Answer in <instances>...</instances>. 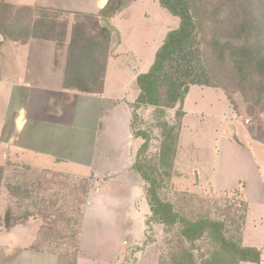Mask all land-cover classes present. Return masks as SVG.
Instances as JSON below:
<instances>
[{
	"label": "rangeland",
	"instance_id": "374dc122",
	"mask_svg": "<svg viewBox=\"0 0 264 264\" xmlns=\"http://www.w3.org/2000/svg\"><path fill=\"white\" fill-rule=\"evenodd\" d=\"M6 2L14 7L36 6V0H6ZM74 20L73 15L62 12L58 14V21L66 22L68 28ZM108 23L118 32L117 35L109 29L112 32L111 47H114L118 56L107 61L104 96L108 99L106 101L108 107H105V111L110 110V107L114 105V102H110L112 97L124 96L125 98L126 96L131 97L132 94L138 95L139 90L134 72L141 74L149 69L166 33L178 25V19L161 8L158 0H135ZM127 67L132 70L130 71ZM199 68L203 69L200 72L206 73L210 83L215 87H202L210 90L191 87L184 111L177 110L178 103L174 109L164 108L163 114L158 113L153 107H144L139 110L134 129H141L150 137L145 161L149 167H155L157 164L161 139L157 125L161 123L180 125L173 168L170 176H163L161 179L162 195L174 203L179 212L189 218L195 217L198 213L207 212L212 218L224 221L228 219L226 222L233 221L235 225L237 223L240 225L245 213L246 244L258 248L263 247L264 204L250 205L247 208L248 203L244 199L242 189L238 188L232 192L217 191L211 181L216 166L219 164L220 169V162L225 158L221 156L224 153L221 139L224 137L239 143L241 140L253 153L254 161L264 177V145L250 141L243 127L233 119L236 115L248 120L253 135L264 142V112L260 111V108L249 112V104L240 92H237L236 84L233 80L223 76V73L205 69L203 63L199 64ZM214 73H219L217 78ZM218 85L225 87V91L218 88ZM227 97L229 100L232 99V106L227 101ZM105 117L106 115L103 118ZM230 126L236 128L237 137L233 139H231ZM136 143L139 146L141 139H138ZM107 164L109 167L117 168L124 163L110 161ZM58 169L80 172L84 175L89 173L88 168L78 169L74 165L61 164ZM22 173L25 174L12 171V176L6 184L8 205H10L8 212L15 213L17 208V212L27 214L38 212L44 217L47 212H55V203L64 208L67 205L65 201L82 199L83 190L73 189L75 180L71 178L62 175L60 177L46 175L39 180L28 173V176ZM241 174V170L237 169L230 175L239 176ZM113 177L112 182L105 184L106 190L126 183L123 176ZM32 178L35 182H32ZM144 187H146L145 184ZM42 194L47 195L48 198L45 195L41 196ZM81 206L79 202H76L72 219L79 218L78 208ZM61 221L62 219L59 222ZM63 222L67 227V219ZM70 228L71 230L68 229L63 236L55 238L52 244L41 241L42 248H53L55 253L61 255L58 264H172V256H178L184 252L192 253L198 263L214 249L206 238L195 243L191 248L179 235L177 226L167 228L162 224H148V222L142 230L135 234L133 240L128 236L126 227L105 220L96 222L89 212L84 222L81 253L76 256L78 243L73 231L78 228L75 224H71ZM5 229V219L0 217V241L3 238V241H12L16 244L17 241L19 242L16 236L25 234L22 228H16L11 231L10 236L4 237ZM48 242L51 243V240ZM44 264L55 263L49 261ZM262 264H264L263 260Z\"/></svg>",
	"mask_w": 264,
	"mask_h": 264
},
{
	"label": "trees",
	"instance_id": "16d2710c",
	"mask_svg": "<svg viewBox=\"0 0 264 264\" xmlns=\"http://www.w3.org/2000/svg\"><path fill=\"white\" fill-rule=\"evenodd\" d=\"M134 1L107 0L95 16L74 13L75 20L68 28L66 22L58 21L60 11L13 7L0 0V36L18 42L31 38L49 40L62 46L69 32L63 89L98 95L102 92L106 65L111 56L112 33L102 27L100 21L109 22ZM158 3L178 19V25L166 33L149 69L137 74L139 94L130 105L132 134L141 139L132 168L146 186L145 195L150 206L147 222L167 228L177 226L179 235L191 248L204 238L214 247L198 263L192 253L184 252L172 256V264H262V251L242 244L245 213L240 225L226 222L228 219L212 218L207 212L189 218L162 195L161 179L170 176L173 168L180 125H157L161 139L155 167H149L145 161L149 135L141 129L135 130L134 126L139 110L144 107L156 108L160 114L164 113V108L174 109L185 87L214 88L207 74L200 72L203 70L199 68L200 63L205 69L223 73V76L233 80L237 92L249 104V112L255 108L264 112V0H158ZM219 73H214L215 78ZM218 88L225 91L221 85ZM28 170L18 167L16 172H24L26 175L22 174L28 176ZM44 177L42 175L37 179ZM31 180L35 182L34 178ZM86 187L83 180L74 182L73 189L83 190L82 199L65 201L67 205L64 208L55 203V212L41 216L44 223L40 232L53 239L51 243L68 229L71 230V224L78 228L80 214L77 220L72 219L73 207L76 202L79 205L83 203ZM45 197L48 198L47 195ZM15 210V213L7 210L5 220L8 228L39 214ZM65 219L67 227L63 222ZM77 233L78 229H75L73 235L77 237Z\"/></svg>",
	"mask_w": 264,
	"mask_h": 264
},
{
	"label": "crops",
	"instance_id": "0c3cea01",
	"mask_svg": "<svg viewBox=\"0 0 264 264\" xmlns=\"http://www.w3.org/2000/svg\"><path fill=\"white\" fill-rule=\"evenodd\" d=\"M106 2L107 0H36V6L31 8L95 16ZM66 39L65 44L58 46L49 40L31 38L18 42L0 36V217L6 219L10 206L6 184L12 171L16 172L18 167L29 168L28 175L34 177L62 175L78 183L83 180L86 182L87 194L80 204L81 208L79 207L77 256L81 253L84 222L89 212L96 222L105 220L126 227L128 236L134 240L135 234L146 225L150 206L145 195V183L132 168L140 145L136 143L139 138L132 134L130 105L138 95L112 97L110 102H114V105L105 111V107H108V99L104 96L107 72L101 94L64 90L63 74L69 32ZM117 56L116 50L111 47L109 60ZM133 75L136 78V72ZM191 87L210 90L200 86H190L189 89ZM227 101L233 105L232 99L227 97ZM233 119L243 127L250 141L264 145V142L253 135L249 126L251 124H246L244 118L234 115ZM233 129L234 135L230 130L231 139L237 137L236 128ZM221 144L224 148L221 156L225 158L220 162L221 168L219 169V164L215 168L211 181L213 187L222 192L242 189L248 203L247 208L250 205L264 204V177L251 150L241 140L239 143L224 137ZM110 161H121L124 164L117 168L109 167L107 163ZM61 164L74 165L78 169L88 168L89 173L84 175L66 169L60 170L58 166ZM237 169L241 170V175H230ZM113 176H123L126 183L106 190L104 186ZM43 223L44 219L35 214L9 228L6 226L4 237L10 236L11 231L16 228H22L25 234L16 236L19 238L16 244L3 241L2 238L0 264H44L49 261L58 264L61 255L55 253L53 248H42L40 245L42 240L52 244L48 242L52 239L40 232ZM246 238L244 218V246L247 245ZM258 249L262 251L261 260L264 261V246Z\"/></svg>",
	"mask_w": 264,
	"mask_h": 264
},
{
	"label": "water",
	"instance_id": "95a60500",
	"mask_svg": "<svg viewBox=\"0 0 264 264\" xmlns=\"http://www.w3.org/2000/svg\"><path fill=\"white\" fill-rule=\"evenodd\" d=\"M100 24L102 27H105V28H108L110 29L113 33L117 34L118 35V32L115 28L111 27L109 25V23L106 21V20H101L100 21ZM188 87H185L179 97V100H178V108L177 110L182 112L184 110V104H185V99H186V96H187V93H188ZM230 130H231V133L232 135H234V129L232 126H230Z\"/></svg>",
	"mask_w": 264,
	"mask_h": 264
},
{
	"label": "built area",
	"instance_id": "2783aa9c",
	"mask_svg": "<svg viewBox=\"0 0 264 264\" xmlns=\"http://www.w3.org/2000/svg\"><path fill=\"white\" fill-rule=\"evenodd\" d=\"M249 121L248 120H245V123L247 124Z\"/></svg>",
	"mask_w": 264,
	"mask_h": 264
}]
</instances>
